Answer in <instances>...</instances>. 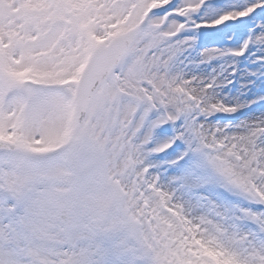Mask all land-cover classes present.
I'll use <instances>...</instances> for the list:
<instances>
[{
  "label": "snow or ice",
  "instance_id": "obj_1",
  "mask_svg": "<svg viewBox=\"0 0 264 264\" xmlns=\"http://www.w3.org/2000/svg\"><path fill=\"white\" fill-rule=\"evenodd\" d=\"M0 264H264V0H0Z\"/></svg>",
  "mask_w": 264,
  "mask_h": 264
}]
</instances>
